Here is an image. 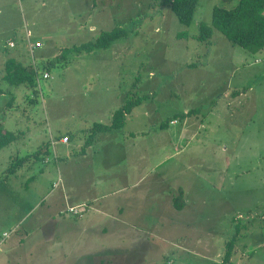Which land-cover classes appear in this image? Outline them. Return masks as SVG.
I'll return each instance as SVG.
<instances>
[{
	"label": "rangeland",
	"instance_id": "obj_1",
	"mask_svg": "<svg viewBox=\"0 0 264 264\" xmlns=\"http://www.w3.org/2000/svg\"><path fill=\"white\" fill-rule=\"evenodd\" d=\"M236 3L201 0L187 27L170 0H0V122L18 135L0 151V264H220L235 237L232 264H264V51L216 30L197 39L215 7ZM115 28L128 33L109 48L74 49ZM11 58L39 74L53 64L49 80L11 87ZM135 98L145 100L125 125L97 136L108 152L83 154L94 124ZM69 155L92 170L81 190L74 163H56ZM80 199L93 207L88 229L64 214ZM130 204L124 228L115 220Z\"/></svg>",
	"mask_w": 264,
	"mask_h": 264
},
{
	"label": "trees",
	"instance_id": "obj_2",
	"mask_svg": "<svg viewBox=\"0 0 264 264\" xmlns=\"http://www.w3.org/2000/svg\"><path fill=\"white\" fill-rule=\"evenodd\" d=\"M171 11L176 16L178 21L184 26H190L196 16L199 9L201 0H170ZM214 30L220 32L225 38L235 47H239L252 55L260 54L264 51V0H237L235 6L231 8H218L215 7L212 12V25H201L200 33L197 37L201 43L210 42ZM127 31L122 28H115L112 31L102 32L96 42H89L79 47H74L78 53H92L97 49L109 48L115 41L126 37ZM181 37H187L184 33ZM12 40H18L12 38ZM49 64L43 66V71H48ZM6 74L4 80L11 87L18 88L20 86H26L28 89H35L37 85V78L39 74L34 70L33 66H26L19 62L15 58H11L6 62L5 68ZM136 100L129 99L127 103L119 110H117L113 116L112 123L105 125L101 123H95L90 129V134L85 142V153L97 139V136L101 133H110L115 130L121 129L126 122L127 116H129L133 109L140 105L145 99L135 98ZM201 110H193L185 116H175V119H185L193 114L199 113ZM169 120L166 124H161L160 128L165 129L169 126ZM18 140V135L9 132L0 122V151L9 147ZM39 155V154H38ZM43 159L49 156V147L45 146ZM30 160V156L21 158L17 163L10 167V173H15L24 163ZM1 185V181H0ZM175 208L177 210H183L186 201L181 193L180 197L175 200ZM237 242V237L233 238L227 244V252L222 264H232L231 258Z\"/></svg>",
	"mask_w": 264,
	"mask_h": 264
},
{
	"label": "crops",
	"instance_id": "obj_3",
	"mask_svg": "<svg viewBox=\"0 0 264 264\" xmlns=\"http://www.w3.org/2000/svg\"><path fill=\"white\" fill-rule=\"evenodd\" d=\"M33 42V41H32ZM40 42V41H39ZM41 51V49L39 50V51H37L36 52V54H38V52H40ZM29 53H30V51H29ZM31 54V53H30ZM35 54V55H36ZM257 62H259V60H257L256 61V63ZM71 136V135H70ZM72 137V136H71ZM70 137V138H71ZM73 138V137H72ZM95 143V142H94ZM104 143V145H103V150L104 151H106V152H108V150H107V147L109 146V145H107V142H103ZM95 144H93L89 149H87L88 151H91V150H93L94 149V153H92L91 155L93 156V155H95V153L97 154L99 151H101L102 149H101V147H100V150L98 149V147L97 146H94ZM88 151H86V156L89 154L88 153ZM74 158L71 156V155H69V157H65V158H62V157H59L58 156V158H57V160H56V163H58V164H65V163H68L69 161L71 162V163H74V165H72V168H71V172L72 171H79L80 170V173H81V176L80 177H78V176H76V177H74V185L76 186V189L77 190H81V188H83L84 187V176L86 175V178H87V175H89L90 173H92V170L90 169V170H87L86 169V166H85V164H84V162H82V161H79V160H73ZM83 163V164H82ZM85 171H87V173H84ZM76 178V179H75ZM63 182H65L64 183V185L66 186V188H68V186L66 185L67 184V181H66V179H63ZM63 185V186H64ZM135 189H137V188H135ZM86 190V189H85ZM90 190H92V186H91V188H90ZM124 193H126V192H121L120 194L122 195V194H124ZM135 194H137L135 197H134V202H132V203H138V202H141L142 201V199H143V193H142V191H141V189L139 190V191H137V192H134ZM68 194H69V192H68ZM87 203L88 202H86V200H84V199H80L79 201H77V203L76 202H74L73 203V205L72 206H79V205H82V204H84V205H86L87 206ZM131 203V204H132ZM129 205V207H127V208H124L123 209V207H122V209L119 211V213H118V218L115 220L117 223H119V224H121L124 228H126L128 225H129V222H131L132 220L134 221L135 219H132V217H131V219L132 220H130L129 218H128V214H130L131 215V212H135V211H137V209L136 208H138V206L136 207V208H132V205ZM130 209H132V211H130ZM158 209V208H157ZM90 210H93V207H92V209H90ZM90 210L88 209V212H86V214L83 216V217H81V218H76L75 217V219H77V220H83V219H85V218H87V219H90V215H88L89 213H90ZM133 214V213H132ZM134 215H136L135 213H134ZM132 216V215H131ZM92 219V218H91ZM90 219V221L89 222H84V224L82 223V225H85L86 226V228L88 229L89 228V226H90V224H91V222H92V220ZM220 264H222V263H220Z\"/></svg>",
	"mask_w": 264,
	"mask_h": 264
},
{
	"label": "built area",
	"instance_id": "obj_4",
	"mask_svg": "<svg viewBox=\"0 0 264 264\" xmlns=\"http://www.w3.org/2000/svg\"><path fill=\"white\" fill-rule=\"evenodd\" d=\"M26 37H27L28 42H29V51H30V53L32 55L34 53H36L37 51H39L40 49H42L43 45H42L41 42L38 41V42L34 43V42L31 41V39L33 37V34H31L29 30H27ZM49 78H50L49 73L48 72H44L42 74H39L38 81H40V83H41V80H49ZM60 143L63 144V145H67L69 143V138L65 137V138L61 139ZM59 181L63 182L61 177L59 178ZM59 186L62 187L63 184L61 185V183L60 184L56 183L54 185V189H57ZM86 207H87L86 205L71 206V207H68L66 209V212H64V214L67 213L70 216H73V217H76V218H81V217H83L85 215V213L87 211ZM9 236H10V234H5V238H8Z\"/></svg>",
	"mask_w": 264,
	"mask_h": 264
}]
</instances>
